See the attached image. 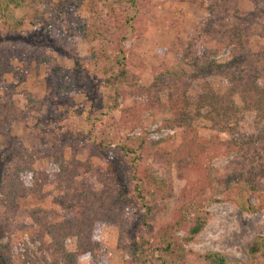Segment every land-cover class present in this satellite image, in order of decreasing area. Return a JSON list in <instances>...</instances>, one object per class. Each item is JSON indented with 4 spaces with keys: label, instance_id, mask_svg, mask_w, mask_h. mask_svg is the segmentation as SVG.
<instances>
[{
    "label": "trees",
    "instance_id": "1",
    "mask_svg": "<svg viewBox=\"0 0 264 264\" xmlns=\"http://www.w3.org/2000/svg\"><path fill=\"white\" fill-rule=\"evenodd\" d=\"M148 1L0 0L1 38L16 43L14 50L0 54V120H7L15 114L13 97L16 86L5 84L6 76L15 73V60L23 62L28 57L42 63L43 57L37 53L39 50L49 48L63 53L62 49L71 47L74 37L93 43L101 40L109 26L121 23L124 27H135L139 25L140 19L137 18ZM225 2L227 0H219L218 4ZM251 3L252 11L244 17L252 21L263 19L256 34L264 40V0H251ZM13 10H20L22 16L16 19ZM27 24L34 28L24 33L22 28ZM222 44L231 46V59L226 68L232 70L228 75L231 77L232 73V77L227 92L217 95L206 92L188 97L185 90H175L169 95L171 116L164 128L178 130V142L174 135H166L156 142L148 141L144 136H131L132 129H129L120 139L122 152L119 153L120 149L110 148L116 144V136H106L107 127L98 121L89 131L92 135L98 134L91 155L102 161L103 170L96 168L90 160L82 162L75 157L65 160L61 148L48 145L44 150L45 166L38 169L24 151L8 147L7 161L11 166L0 182L1 207L13 214L18 209L19 199L42 201L54 194L55 203L62 209L59 221L54 220L56 213L53 211H30L31 226L42 248L54 260L51 264H77L79 259L87 260V264H108V253L96 238L105 226H120L122 220V226L129 223L122 213L128 205L139 207L147 220L141 224V232L136 228L130 231L128 241H124L120 232L118 246L123 245L124 252L129 255L123 264H156L168 257L179 239L177 233L182 232L179 240L188 244L199 236L207 223L209 213L200 204L199 190L190 183L196 176L201 175L207 180L209 187L213 182L217 184L219 191L226 192L224 200L236 203L241 211L253 214L264 210V46L251 52L241 43H228L225 36ZM218 48L212 53L216 54ZM126 53L127 49L122 45L111 54H107L105 47L103 53L90 52L86 58L78 57L73 51L66 53L73 59L74 66L54 74L55 81H51L53 91L60 96L63 88L93 89L100 78L103 85L114 93V98L121 94L126 98L138 94L142 86ZM234 96L239 98L240 105L236 104ZM247 114L254 116L253 131L243 127ZM196 119L226 135V139L219 140V146L229 160L224 175L220 177L210 171L208 165H202L204 158L213 157L207 151L216 141H201L194 126ZM42 141L44 144L48 142L47 138ZM149 158L163 168V174L151 171L146 161ZM172 166L189 186L175 202L170 176ZM92 176L94 180L90 179ZM169 203L175 204L170 210L169 221L164 226H151ZM2 238L0 226V241ZM70 239L75 240L74 251L66 247ZM15 255L17 250L0 242V264H13L12 259L20 264H46L24 257L15 258ZM258 256L264 257V238L261 237L249 247L246 263L214 251L206 252L198 261L199 264H257Z\"/></svg>",
    "mask_w": 264,
    "mask_h": 264
},
{
    "label": "rangeland",
    "instance_id": "2",
    "mask_svg": "<svg viewBox=\"0 0 264 264\" xmlns=\"http://www.w3.org/2000/svg\"><path fill=\"white\" fill-rule=\"evenodd\" d=\"M109 1L113 3L118 0ZM218 2L149 0L137 18L140 19L139 25L135 27H124L121 23L109 26L101 40L93 43L74 37L71 47L62 49L63 53L49 48L39 50L37 53L42 55V63L28 57L23 62L15 60V73L5 79L6 85L12 83L16 86L13 97L15 114L7 120H0V182L11 166L7 161L8 147L24 151L38 169L45 166L44 150L48 145L54 149L61 148L65 160L71 157L82 162L90 160L96 168L103 170L105 165L102 161L91 155L98 134L92 135L89 131L98 121L107 127L104 131L106 136H116V144L110 148L116 151L120 149L119 153L122 152L120 139L126 136L129 129H132L129 133L131 136H144L148 141L156 142L166 135L177 138L178 130L164 128L171 116L168 99L173 91L185 90L188 97H195L206 92L224 94L230 87L232 73L231 77L228 75L232 70L226 68V63L231 59V46L223 45L222 37L225 36L228 43H241L251 52L264 46V40L256 34L261 29L263 19L252 21L244 17L252 11L251 0H227L220 6ZM12 14L16 19L22 16L20 10H13ZM33 28L27 24L22 31L26 33ZM15 44L0 35V54L14 50ZM119 45L127 49L126 56L134 66L139 85L142 86L141 92L128 98L120 92L121 95L114 98V93L103 85L100 78L93 89L63 88L60 96L53 91L51 81H55L54 74L74 66L68 53L73 51L78 57L86 58L90 52L103 53L105 47L107 54H111L119 49ZM215 48L218 50L213 54ZM262 84L264 86V79ZM233 99L240 105L237 96ZM246 116L243 127L253 131L254 116ZM194 126L203 143L216 141L207 151L213 157L204 158L203 167L208 165L210 171L219 177L224 175L229 157L220 148L219 140L226 139V135L212 130L207 122L200 119L194 121ZM44 138H47V144L43 143ZM146 161L152 172L163 174V168H159L152 158ZM170 176L172 200L175 202L189 186L178 177L174 166L170 169ZM90 179L94 180L93 176ZM190 183L199 190L200 204L209 213L207 223L199 236L188 244L179 240L183 233H177L179 239L175 241L172 253L156 264H199L198 258L209 251L225 253L246 263L249 247L259 237L264 238V210L253 214L241 211L236 203L224 200L225 191H219L214 182L209 187V182L201 175L192 178ZM48 189L51 190V187ZM1 190L0 184V198ZM170 203L164 207L161 217L151 222V226H164L169 221L170 210L175 205ZM17 207L12 214L0 205L3 232L0 242L7 248L17 250L15 258L24 257L29 261L51 264L54 260L42 248L31 226L30 211H53L56 213L54 220L59 221L62 209L55 203L54 194L42 201L19 199ZM122 213L126 223L129 222L127 225L122 226V220L120 226H105L96 238L108 253V264H123L129 258L123 245L118 246L120 232L124 241H128L131 239L130 231L136 228L137 232H141V224L147 220L145 213L133 205L126 206ZM66 247L74 251L75 240H68ZM12 263L20 264L16 259H12ZM77 264H87V260L79 259ZM257 264H264V257L258 256Z\"/></svg>",
    "mask_w": 264,
    "mask_h": 264
}]
</instances>
